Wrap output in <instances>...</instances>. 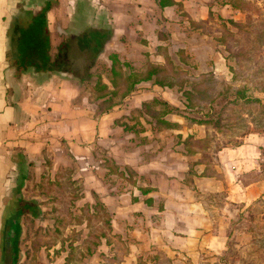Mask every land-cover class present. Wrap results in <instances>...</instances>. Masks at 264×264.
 I'll list each match as a JSON object with an SVG mask.
<instances>
[{"label":"crops","instance_id":"obj_1","mask_svg":"<svg viewBox=\"0 0 264 264\" xmlns=\"http://www.w3.org/2000/svg\"><path fill=\"white\" fill-rule=\"evenodd\" d=\"M46 1L0 0L3 210L10 203L9 213L13 216L14 199L47 200L38 193L27 197L26 188L39 182L44 159L53 157V171L59 163L73 162L78 168L74 177L81 179L85 193L79 205L93 202L95 192L112 213L114 232L122 236L126 250L122 264H137L139 259L153 264L156 254L171 264H207L212 258L216 261L217 256H221L222 263L228 250L230 222L237 213L231 206L240 204L242 213L264 198L261 147L250 142L216 149L215 137L207 150L188 154L183 143L186 137L204 139L214 130L202 124L189 125L179 113L165 118L180 124V128L158 129L151 116L132 113L154 98L184 109L179 92L142 82L111 111L95 116L96 103L89 100V91H83L79 79L98 59L110 64L108 53L112 51L134 63L146 58L164 63L158 46L171 50L172 42L178 40L184 43L179 50L193 36H207L204 27L196 28L191 21H207L211 4L214 11L220 7L232 11L231 6L217 5L213 0H177L182 8L173 5L160 9L157 0H57L58 5L48 12L52 45L57 51L65 40L67 51L54 70L32 67L16 78L8 51L19 28L26 26ZM190 25L195 30L186 32ZM110 27L113 35L103 36ZM99 41H105L103 47L98 46ZM105 151L120 165L123 175L111 173L102 164ZM127 166L137 173L132 180ZM192 167L196 174L191 176V186L187 176ZM148 188L151 191L144 193L143 189ZM221 194L224 206L219 207ZM44 220L36 223L53 225ZM60 247L57 244L47 249L52 260L46 259L49 253L44 255L43 248L40 262L65 264L68 250L58 253ZM110 248L104 242L99 252L109 253ZM99 252L83 264H100Z\"/></svg>","mask_w":264,"mask_h":264},{"label":"trees","instance_id":"obj_2","mask_svg":"<svg viewBox=\"0 0 264 264\" xmlns=\"http://www.w3.org/2000/svg\"><path fill=\"white\" fill-rule=\"evenodd\" d=\"M213 1L221 6L229 5L233 10L243 13L261 10L257 3L251 0ZM157 3L160 9L173 5L182 8V4L177 0H157ZM57 5V0L46 1L41 8L35 10L28 24L19 28L17 39H14L8 51V59L12 64L16 78H20L24 71L32 67L38 71L50 72L54 70L60 56L67 51L65 40L57 47V51L52 45L48 12ZM212 6L213 4L210 5L207 21H191V24L196 28H201L205 27L208 22L219 21L221 35L216 37V40L228 52V57L235 60L236 66L230 65L229 68L233 72V79H238L237 69L242 67L243 59L246 58L249 48L246 43H243L236 49L235 42L246 41L249 37L251 38L252 34V38L260 40L264 37V32L259 27L257 28V20L256 22L254 20L243 22L232 17L226 18L220 13H216ZM258 26L260 25L258 24ZM231 27L236 28V31ZM237 34L241 35V40L237 38ZM170 51L168 47L158 46V53L164 55V63L152 62L146 58L143 64H138L114 51L108 53L110 64L104 60H96L88 68L86 75L79 79L83 91H89V100L96 103L95 116L111 111L114 106L137 90L138 84L151 82L179 92L185 105V108L182 109L164 99L154 98L144 102L141 108L133 109L132 113H137L138 116L146 114L151 116L158 129L180 128V124L165 118L170 113H179L185 116L189 125L202 124L215 132H222L228 124L225 120L229 117L225 114L233 107L256 110L261 115L256 120L257 124L262 123L264 100L250 93V86L247 84L234 86L230 83L218 86L219 82L214 71L192 75L183 67V64H175ZM178 52L182 63H184V50L179 49ZM257 90L264 91V85L259 84ZM128 129H134V127L128 126ZM258 130L264 132V127ZM214 139V134H208L204 139H196L193 135H189L183 143L187 153L194 154L198 150H207ZM230 144L239 145L241 142L235 141ZM221 147L223 145L216 146V149ZM102 157L104 158L102 164L109 168L111 173H118L120 176L124 174L120 171V165L106 151L102 153ZM54 164L53 157L44 159L45 169L33 190V192L46 196L47 200L14 199L16 201L13 206H16V210L13 216L9 213L11 212L10 203L6 204L3 215L5 235L3 246L2 244L0 246V250L3 251L2 264H19L22 261L23 252L20 246L24 235V225L27 226L24 239L31 237L32 239L25 251L26 256L23 264H43L39 261L41 250L43 248L51 249L57 244H61L60 249L57 250L58 253L68 248L65 264H83L85 259L91 258L99 252V248L104 242L111 248L109 253L99 252L102 259L100 264H122L126 250L123 248L122 236L114 232L112 213L95 192L93 193L95 198L93 202L86 201L81 206H77L78 201L85 196L81 179L74 177L78 168L73 162L70 164L59 163L56 170L53 171ZM126 169L132 180L133 176L137 175L136 171L128 166ZM193 174L196 173L192 167L187 176L190 181ZM190 185H193L192 181ZM143 191L148 193L151 189H143ZM147 200L151 203L149 198ZM260 200L264 201L263 198ZM59 201L66 205V213L57 206L45 211L41 208L42 204ZM68 205L72 206L70 211ZM74 207L78 211L73 210ZM163 207L161 204L160 209ZM251 210L254 211V209ZM46 214L51 215L53 225H36V221L44 220ZM98 222L101 225H96ZM71 226L74 227L68 235L67 230ZM78 226H85L89 229L85 240H79L81 231L74 229ZM137 264H148V261L139 259ZM153 264H171V261L163 255L156 254Z\"/></svg>","mask_w":264,"mask_h":264},{"label":"rangeland","instance_id":"obj_3","mask_svg":"<svg viewBox=\"0 0 264 264\" xmlns=\"http://www.w3.org/2000/svg\"><path fill=\"white\" fill-rule=\"evenodd\" d=\"M251 1L257 3L261 10L257 12L243 13L234 10L230 11V8L227 10L224 9L222 11V7H220L218 8L219 11H216V13H223L227 18L232 17L236 20L243 22H248L252 20L256 22L257 20V28L259 27L264 32V0ZM258 24L260 26H258ZM184 25L185 24L183 22L182 26L184 27ZM112 28L113 27H110L108 33H104L103 36L111 37L114 33V30ZM186 28V32L195 30L191 27V25L190 27L187 26ZM204 28V33H206L207 36H193L194 39L189 44H186L183 49H181L184 50V63H182L180 59V54L178 52L179 50L177 49L184 43L180 44V41L177 42L178 40L172 42L173 46H171L170 53L175 64H183V67L190 71L192 75H199L203 73V71L206 69H209L208 71H214L219 82L218 86H221L226 83H230L234 86L247 84L251 87L250 93L259 96L261 99L264 100V91L257 90V86L259 84L264 85V37L258 40L252 38V34L251 38L249 37L248 39H246V41L242 40L240 42H235L236 49L239 48L243 43H246L248 45L249 51L247 53L246 58L243 59L242 67L237 69L238 79H233V72L231 71L229 66H236V62L234 59H232V57H228V52L223 46H220L216 40V37L221 35V27L219 25V21L215 20L212 22H208ZM231 28L236 31V28ZM240 37L241 35L237 34V38L239 40H241ZM104 43L105 41H99L98 46L103 47ZM144 61L145 60H140L138 64H143ZM225 116L229 117L227 118V120H225L228 123L227 127H225L222 132H212L218 139L216 146H237L236 144H230L235 143V141H239L241 142V144L251 142L254 145H259L262 149L260 169L264 170V132L258 130L259 128L264 127V119L261 124H257L258 122L256 120H258L261 115L256 110L242 109L238 107L230 108L226 112ZM34 186L33 188L29 186L26 188V190L28 191L26 193L27 197L36 194V192L31 191L32 189L34 190ZM218 197L219 207L224 206L223 194L218 195ZM260 199H258L254 204H250L247 209L244 210V212L242 213V207L240 204H237V206H231V208H233L232 211L237 210V213L236 216L232 218L230 222L228 250L224 254V256H222L224 258V261L220 263L219 258L221 256H217L216 261L214 260V258H212V260L208 261L207 264H264V201L262 202V200ZM78 205L79 204L77 203V206ZM55 206L60 207L66 213V205H64V202L62 201L54 202L51 204H42L41 208L45 210H50L52 207ZM68 206L70 211L72 206ZM3 208V204L0 203V240H3L5 235V230L3 226L5 222L3 221L5 209L3 210ZM72 209L74 210L76 208L74 207ZM251 209H254V211ZM76 210L78 211V209ZM250 210L252 213L249 212ZM1 214L3 215L1 216ZM45 216L46 217L44 218V221H47L52 224L53 219L51 218V215L46 214ZM36 225H39V223H36ZM96 225L101 224L100 222H98ZM73 227L74 226H71L67 230L68 235L70 234V231L71 229H73ZM74 229H80L81 231L79 240L86 239L89 231L87 227L78 226ZM93 229L96 230L97 228ZM26 230L27 226L24 225V235L22 236L23 240L20 246L21 251L23 252V259L22 261H20L19 264H23V261L25 260L26 256L25 251L32 239V237L30 239H24ZM65 249L68 250V248ZM2 252L3 251L0 250V255L2 254ZM46 253H49L48 257L46 256V259L49 258L50 260H52V258H50L51 252H48L44 249V255H46ZM40 260L41 258L39 257V261Z\"/></svg>","mask_w":264,"mask_h":264},{"label":"flooded vegetation","instance_id":"obj_4","mask_svg":"<svg viewBox=\"0 0 264 264\" xmlns=\"http://www.w3.org/2000/svg\"><path fill=\"white\" fill-rule=\"evenodd\" d=\"M2 255H3V252H2V254L0 255V264L3 263V261H2L3 256H2Z\"/></svg>","mask_w":264,"mask_h":264},{"label":"water","instance_id":"obj_5","mask_svg":"<svg viewBox=\"0 0 264 264\" xmlns=\"http://www.w3.org/2000/svg\"><path fill=\"white\" fill-rule=\"evenodd\" d=\"M1 244L3 243V240H0Z\"/></svg>","mask_w":264,"mask_h":264}]
</instances>
